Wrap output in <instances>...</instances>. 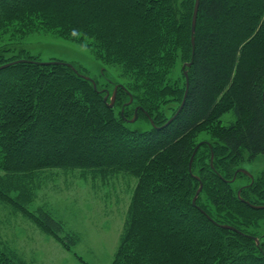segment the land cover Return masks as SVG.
I'll use <instances>...</instances> for the list:
<instances>
[{
  "label": "trees",
  "instance_id": "obj_1",
  "mask_svg": "<svg viewBox=\"0 0 264 264\" xmlns=\"http://www.w3.org/2000/svg\"><path fill=\"white\" fill-rule=\"evenodd\" d=\"M195 2L0 0V66L22 61L0 71V210L70 251L78 235L29 208L47 171L129 176L112 264H264V209L246 204L264 206V170L237 173L264 156V0H200L193 50ZM45 31L92 48L99 77L6 47ZM136 109L149 129L131 127ZM1 236L0 264H34Z\"/></svg>",
  "mask_w": 264,
  "mask_h": 264
},
{
  "label": "rangeland",
  "instance_id": "obj_2",
  "mask_svg": "<svg viewBox=\"0 0 264 264\" xmlns=\"http://www.w3.org/2000/svg\"><path fill=\"white\" fill-rule=\"evenodd\" d=\"M6 47L10 54L33 56L43 62H61L76 65L88 73L89 78H98L102 69L96 61L92 48L67 40L55 31L10 33L6 35ZM114 73V72H112ZM138 119V118H137ZM235 116H223L222 124L228 126ZM134 129L150 128L144 119L131 124ZM210 139L201 133L197 142ZM239 169L252 174L264 170V156L250 163L247 159ZM83 171L64 172L59 169L47 171L36 191L30 210L43 209L64 223L67 231L78 235V242L70 251L65 250L50 236L20 215L0 210V234L16 248L28 262L34 264H112L124 227L131 192L135 179L119 175L108 181L91 176H82ZM86 177V178H85ZM234 179V178H233ZM232 179V180H233ZM82 261H80V260Z\"/></svg>",
  "mask_w": 264,
  "mask_h": 264
},
{
  "label": "water",
  "instance_id": "obj_3",
  "mask_svg": "<svg viewBox=\"0 0 264 264\" xmlns=\"http://www.w3.org/2000/svg\"><path fill=\"white\" fill-rule=\"evenodd\" d=\"M199 6H200V0H196L194 11H193V17H192V25H191V43H192L193 50L195 48V33H196ZM20 62H22V61H15V62H11V63L5 64V65H2V66H0V71L3 70V69H6V68H8V67H10L12 65H15L17 63H20ZM191 63L187 64L186 66H191ZM44 64L50 65V64H61V63L60 62H48V63H44ZM184 75L186 77V91H185L184 99H183L182 104H181L179 110L177 111V113L164 126H167L168 124H170L178 116V114L180 113V111L182 110V108H183V106L185 104L186 97H187V94H188L189 82H188V74L185 72ZM94 87H96L95 84H94ZM117 89H118V87L116 86L114 91H113L112 97H111V103L108 104L109 108H113V106H114ZM108 96L109 95H107L105 97V99H104L105 102L107 101ZM263 101H264V94H263ZM137 118H138V109L135 110L134 118L132 120H130L129 122L130 123H134L137 120ZM152 124H153V122H152ZM153 126H154V124H153ZM195 153H196V151L194 152V155H195ZM194 155L192 156L191 163L193 161ZM212 161H213V156L211 158V165H212ZM237 173H244V174L248 175L250 178H253L252 174L249 173L248 171L244 170V169H238ZM235 180H236V175H235L234 179L231 182H234ZM201 190H202V185H200L199 190L197 191L196 196H195V198L193 200V205L194 206L196 205V201H197L198 195L200 194ZM238 197L240 198V193H238ZM246 204L249 207H251L252 209H256V210H263L264 209V206H256V205H251L249 203H246ZM219 227H221L223 229H228V230H231V231L238 232L236 229H234V228H232L230 226H227V225H220ZM257 246H259V242L258 241H257Z\"/></svg>",
  "mask_w": 264,
  "mask_h": 264
}]
</instances>
